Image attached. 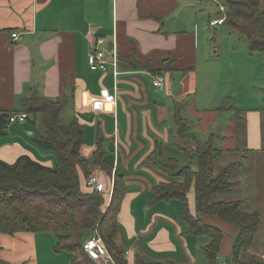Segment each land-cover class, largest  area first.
I'll use <instances>...</instances> for the list:
<instances>
[{"label": "crops", "instance_id": "1", "mask_svg": "<svg viewBox=\"0 0 264 264\" xmlns=\"http://www.w3.org/2000/svg\"><path fill=\"white\" fill-rule=\"evenodd\" d=\"M217 2L0 0V112H26L23 100L32 92L67 98L62 118L65 124L76 118L84 126L82 157L92 163L101 141L113 166L111 175L98 167L91 171L110 198L108 205L115 176H123L115 242L129 264L137 256L152 263L209 264L205 247L210 241L189 231L182 201L152 200L160 183L183 180L172 163L189 164L187 151L196 148V140L212 139L222 151L216 163L234 156L231 163L244 159L243 167L251 155L264 151V86L255 83L257 65L249 54L227 52L237 43L211 42L208 28L217 26L210 25L217 18ZM97 37L105 39L102 49L108 54L117 51L118 75L113 65L107 71L91 68L89 55ZM238 61H244L239 64L243 70L251 69L250 75L238 77L239 69L235 75ZM159 75L166 79L162 89L153 84ZM109 94L116 96L115 102L108 100ZM177 108L186 121L185 132L179 130ZM33 135L30 121L11 123L0 136V160L14 164L27 155L54 167L53 151L39 147ZM230 180L242 183L235 171ZM187 199L196 215L193 187ZM204 221L223 231L222 253H233L238 228L217 216ZM50 232L1 233L0 261L71 264L74 255L57 252V235ZM201 251L207 260L201 259Z\"/></svg>", "mask_w": 264, "mask_h": 264}, {"label": "trees", "instance_id": "2", "mask_svg": "<svg viewBox=\"0 0 264 264\" xmlns=\"http://www.w3.org/2000/svg\"><path fill=\"white\" fill-rule=\"evenodd\" d=\"M221 2L226 6L225 12L220 11L219 14L226 16L223 24L242 34L249 48L259 52L264 60V8L261 0ZM23 104L24 111L29 114L27 121L34 128V142L43 150L53 151L56 165L44 166L27 155L14 164L0 160V234L52 231L57 235L55 250L74 255L71 264H96L83 243L97 232L112 256L109 264H129L124 250L115 242L117 215L125 194L123 176H115V188L109 205L110 198L106 193L87 184L93 167L112 174L113 166L106 159L101 141L90 163L80 153L85 138L84 126L76 118L67 124L62 122L67 98L49 99L32 92L24 98ZM177 109L179 130L185 132L186 121L180 109ZM12 114L0 112V136L7 132ZM195 142L196 148L187 151L189 164L182 166L177 162L172 163L174 174L183 176V180L160 183L152 200L178 198L182 201V218L188 223L189 231L196 236L210 237L205 247L209 264H219L217 255L224 233L219 227L204 221L206 216H217L238 228L233 247L235 264H264L255 258L251 262L239 259L240 253L253 244L261 214L257 211L244 212L238 200H216L218 194L231 192L237 187V182L229 180L231 174L243 165L244 159L214 173V164L222 156V151L213 145L212 139ZM192 187L195 191L196 215L192 214L187 199ZM0 264H3L2 261ZM134 264L173 263H152L143 256H137Z\"/></svg>", "mask_w": 264, "mask_h": 264}, {"label": "rangeland", "instance_id": "3", "mask_svg": "<svg viewBox=\"0 0 264 264\" xmlns=\"http://www.w3.org/2000/svg\"><path fill=\"white\" fill-rule=\"evenodd\" d=\"M220 5H222V2L221 0H218L217 4H215V8H217V14L215 13L213 16L215 17L220 16L219 15L221 11ZM207 21L208 19H206V22ZM216 29L218 31H216ZM208 32H209V37L212 39L211 40L212 43L215 42L237 43L238 47L236 46V49L229 50L227 52L231 51L234 54H238V55L245 54V56L246 53L249 54V56H251L255 60L257 65V70L255 74L256 77L255 83H258L257 85L261 83L262 86H264V67L262 66V63L264 64V60L261 58L262 56L260 55L259 52L255 51V53H253L251 49H247V47L245 48V45L248 43L246 41V38L242 34L235 31L227 24L217 25L216 27L208 28ZM214 33H217V35ZM245 56L243 55L244 58H246ZM243 63L244 61H238L237 62L238 65L233 66V71L235 75L237 69L241 71V74H237L238 77H244L245 73L250 75L251 72L250 68L248 69V71H246V69L243 70L239 65ZM259 64H261V66ZM259 97L260 96L258 95V93H255V101L258 102V100L260 99ZM262 106L264 107V101ZM64 119H62L63 123H65ZM17 123H23V122H17ZM234 160H236V158L234 156H231L224 158L221 162H217L219 163V166L217 163H215L214 173H218L221 166H223L224 164L225 165L230 164ZM241 167L235 170V177L242 180V183H240V185H237V187L231 192L218 194L216 196V200L219 199L242 200L241 208L244 212L257 211L261 214V221L255 232L253 244L249 249L243 250L240 253L239 259L242 262H251L253 258H255L260 262H264V151L260 152V154L251 155L250 161L246 162L244 166L242 168ZM50 233L55 235V232H50ZM203 239L208 242L210 241V237L208 236H205ZM232 239L235 242L236 236H232ZM200 257L201 259L207 260V257L205 256L203 251H201ZM217 259L219 264L236 263L234 261L233 253L224 254L222 253V248L220 249L217 255ZM95 263L99 264L96 261Z\"/></svg>", "mask_w": 264, "mask_h": 264}, {"label": "built area", "instance_id": "4", "mask_svg": "<svg viewBox=\"0 0 264 264\" xmlns=\"http://www.w3.org/2000/svg\"><path fill=\"white\" fill-rule=\"evenodd\" d=\"M220 10L225 12L226 6L225 5H220ZM226 19L225 15L218 16L217 18L213 19L210 21V25L215 26V25H220L223 24ZM13 38H17L18 34L14 33ZM105 39L101 37H97L94 40V49L89 55V63L91 68L94 69H100L102 71H107L108 67L110 65L114 66V73L115 75L119 74V71L117 69L118 65V55L117 51L115 50L113 54H108L105 50L102 49V47L105 45ZM153 84L155 87L158 88H164L166 84V79L164 76L159 75L155 77L153 80ZM108 100L110 102H115L116 101V96L113 94L108 95ZM29 117V114L27 112H16L13 113L10 116V122L11 123H17V122H25L27 121ZM88 186L101 191L102 186L100 182H98V179L93 175L90 176L87 182ZM84 249L88 252V254L91 256V258L99 263L102 264H109L110 261H112V256L106 246L105 241L99 235V233H94L88 238L85 239L84 243ZM129 251H127L128 253Z\"/></svg>", "mask_w": 264, "mask_h": 264}]
</instances>
